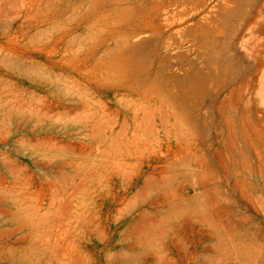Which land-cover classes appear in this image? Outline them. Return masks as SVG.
<instances>
[{
    "label": "rangeland",
    "instance_id": "374dc122",
    "mask_svg": "<svg viewBox=\"0 0 264 264\" xmlns=\"http://www.w3.org/2000/svg\"><path fill=\"white\" fill-rule=\"evenodd\" d=\"M0 264H264V0H0Z\"/></svg>",
    "mask_w": 264,
    "mask_h": 264
},
{
    "label": "bare ground",
    "instance_id": "6f19581e",
    "mask_svg": "<svg viewBox=\"0 0 264 264\" xmlns=\"http://www.w3.org/2000/svg\"><path fill=\"white\" fill-rule=\"evenodd\" d=\"M68 113H69V112H68ZM72 120H73V119H72ZM75 120H76V119H75ZM77 120H78V119H77ZM77 120H76L75 122H77ZM132 121H133V119H132ZM136 122H137V121H136ZM152 122H153V121H152ZM152 124H153V123H152ZM136 125H137V124H136ZM136 125H135L134 127H136ZM138 125H139V124H138ZM88 126H89V125H88ZM100 126H101V125H100ZM139 127H140V126H139ZM179 128H180V127H179ZM138 130H139V128H138ZM180 132H181V131H180ZM180 134H181V133H180ZM137 135H138V134H137ZM183 135H184V134H183ZM152 136H153V135H152ZM152 136H151V138H152ZM177 136H178V134H177ZM132 137H133V136H131V139H132ZM134 138H135V137H134ZM178 138H179V137H178ZM180 138H181V137H180ZM135 139H136V138H135ZM147 139H148V138H147ZM182 139H183V138H182ZM185 139H186V138H185ZM142 140H143V139H142ZM148 140H149V139H148ZM179 140H180V139H179ZM137 141H138V139H137ZM144 141H145V140H144ZM146 141H147V140H146ZM149 141H151V139H150ZM111 142H112V141H110L109 143L112 144L113 142H112V143H111ZM142 142H143V141H142ZM142 142H141V143H142ZM107 143H108V142H107ZM132 143H133V142H132ZM134 143H135V141H134ZM148 143H149V142H148ZM154 143H155V142H154ZM188 143H189V142H188ZM105 144H106V143H105ZM142 144H143V143H142ZM178 144H179V143H178ZM129 145H130V144H129ZM131 145H132V144H131ZM134 145H135V144H134ZM194 145H195V144H194ZM108 146H110V145H108ZM143 146H144V145H143ZM148 146H149V145H148ZM180 146H181V145H180ZM132 147H133V146H132ZM134 147H135V146H134ZM134 147H133V148H134ZM145 147H146V146H145ZM196 147H197V146H195V148H196ZM149 148H150V147H149ZM180 148H181V147H180ZM135 149H136V147H135ZM151 149H152V148H151ZM149 150H150V149H149ZM152 150H153V149H152ZM176 150H177V149H176ZM176 150H175V151H176ZM184 150H185V149H184ZM127 151H128V150H127ZM132 151H133V150H132ZM137 151H138V149H137ZM142 151H143V150H142ZM140 153H141V151H140ZM186 153H187V152H186ZM186 153H184V154H186ZM191 153H192V152H191ZM138 154H139V152H138ZM138 154H137V155H138ZM145 154H146V153H145ZM143 155H144V154H143ZM175 155H176V154H174L173 157H174ZM186 155H187V154H186ZM194 155H195V154H194ZM138 156H139V155H138ZM144 156H145V155H144ZM180 157H181V156H180ZM195 157H197V156H195ZM136 158H137V157H136ZM138 158H139V157H138ZM142 158H143V157H142ZM197 158H198V157H197ZM139 159H140V158H139ZM187 159H188V158H187ZM193 159H196V158H193ZM198 159H199V158H198ZM177 160H178V159H177ZM177 160H176V161H177ZM74 161H75V160H74ZM176 161H175V162H176ZM184 161H185V160H184ZM203 161H204V160H203ZM72 163H73V162H72ZM76 163H77V162H76ZM176 164H177V163H176ZM181 164H182V161H181ZM183 164H184V163H183ZM187 164H188V163H187ZM65 165H66V164H65ZM121 165H122V164H121ZM190 165H191V164H190ZM128 166H129V165H128ZM131 166H132V165H131ZM133 166H134V165H133ZM133 166H132V167H133ZM160 167H161V166H160ZM176 167H177V166H176ZM178 167H179V166H178ZM184 167H185V166H184ZM188 167H189V166H188ZM75 168H76V167H75ZM120 168H121V167H120ZM156 168H157V167H156ZM162 168H163V167H162ZM170 168H171V167H170ZM174 168H175V165H174ZM122 169H124V168H122ZM154 169H155V168H154ZM167 169H169V168H167ZM175 169H176V168H175ZM177 169H178V168H177ZM124 170H126V169H124ZM172 170H173V169H172ZM111 171H113V170H111ZM111 171H110V172H111ZM117 171H118V170H117ZM128 171H129V170H128ZM166 171H167V170H166ZM176 171H178V170H176ZM191 171H192V170L190 169L189 174L191 173ZM194 171H195V170H194ZM196 171H197V170H196ZM122 172H123V171H122ZM154 172H155V171H154ZM160 172H161V171H160ZM123 173H124V172H123ZM125 173H126V172H125ZM125 173H124V175H125ZM155 173H156V172H155ZM121 174H122V173H121ZM162 174H163V173H162ZM166 174H167V173H166ZM177 174L179 175L178 172H177ZM195 174H196V173H195ZM126 175H128V178H130V176H129L128 173H127ZM154 175H155V174H154ZM157 176H158V175H157ZM180 176H181V175H180ZM180 176H179V177H180ZM187 176H188V175H187ZM198 176H200V175H198ZM67 177H68V176H67ZM122 177H123V176H122ZM122 177H121V178H122ZM151 177H152V176H151ZM176 177H177V176H176ZM182 177H183V176H182ZM91 178H92V177H91ZM123 178H124V177H123ZM146 178H147V177H146ZM146 178H145V180H146ZM180 178H181V177H180ZM190 178H193V177H190ZM200 178H201V177H200ZM200 178H199V180H201ZM81 179H84V178H81ZM94 179H96V178H94ZM125 179H126V177H125ZM148 179H149V178H148ZM152 179H153V178H152ZM152 179H151V180H152ZM169 179H171V178H169ZM177 179H178V178H177ZM84 180H85V179H84ZM86 180H88V178H87ZM86 180H85V181H86ZM107 180H108V179H107ZM122 180H123V179H122ZM129 180H130V179H129ZM162 180H163V179H162ZM171 180H172V179H171ZM173 180H174V179H173ZM181 180H182V179H181ZM190 180H191V179H190ZM97 181H98V179H97ZM126 181H127V180H125V182H126ZM147 181H148V180H147ZM154 181H155V180H154ZM165 181L167 182L168 180H164V182H163V181H161V182L166 183ZM174 181H175V180H174ZM89 182H90V181H89ZM123 182H124V180H123ZM184 182H185V181H184ZM184 182H183V183H184ZM188 182H190V181H188ZM204 182H205V181H204ZM204 182H203V183H204ZM79 183H81V182L79 181ZM91 183H92V181H91ZM98 183H99V182H98ZM127 183H128V182H127ZM149 183H150V182H149ZM173 183H174V182H173ZM176 183H179V181L176 182ZM198 183H199V182H198ZM67 184H68V183H67ZM82 184H83V186H84V182H83ZM104 184H105V183H104ZM143 184H145V183H143ZM166 184H167V183H166ZM174 184H175V183H174ZM180 184H182V182H181ZM71 185H72V184H71ZM73 185H74V184H73ZM73 185H72V186H73ZM77 185H79V184H77ZM89 185H90V184H89ZM146 185H147V184H146ZM146 185H145V186H146ZM190 185H191V184H190ZM81 186H82V185H81ZM85 186H86V185H85ZM90 186H91V185H90ZM152 186H153V185H152ZM154 186H155V184H154ZM154 186H153V188L155 189L156 187H154ZM192 186H194V185H192ZM66 187H68V186H66ZM66 187H65V188H66ZM96 187H97V186H96ZM142 187H143V186H142ZM74 188H75V187H74ZM77 188H78V187H77ZM85 188H86V187H85ZM87 188H88V187H87ZM144 188H145V187H144ZM162 188H163V187H162ZM180 188H181V187H180ZM183 188H184V187H183ZM193 188H194V187H193ZM203 188H204V187H203ZM81 189H84V188H81ZM81 189H80V190H81ZM139 189H140V188H139ZM139 189H138V190H139ZM148 189H149V187H148ZM159 189H160V188H159ZM86 190H87V189H86ZM92 190H93V188H92ZM149 190H150V189H149ZM152 190H153V189H152ZM161 190H162V189H161ZM161 190H160V191H161ZM181 190H183V189L181 188ZM205 190H206V187H205ZM205 190H204V193H206ZM62 191H63V190H62ZM74 191H75V190H74ZM76 191H78V190H76ZM145 191H146V190H144V193H145ZM147 191H148V190H147ZM153 191H154V190H153ZM155 191H156V190H155ZM212 191H213V190H212ZM212 191H211V192H212ZM150 192H151V191H150ZM150 192H149V193H150ZM166 192H167V191H166ZM181 192H182V191H181ZM68 193H69V192H68ZM71 193H72V192H71ZM79 193H80V191H79ZM85 193L88 194L87 192H84V195H85ZM137 193H138V191H137ZM142 193H143V192H142ZM152 193H153V192H152ZM152 193H151V194H152ZM154 193H155V192H154ZM160 193H161V192H160ZM162 193H163V192H162ZM64 194H65V193H64ZM66 194H67V192H66ZM195 194H196V193H195ZM74 195H75V194H74ZM145 195H146V194H145ZM62 196H64V195L62 194ZM69 196H70V195H69ZM75 196H76V195H75ZM82 196H83V195H82ZM153 196H154V195H153ZM153 196H152V197H153ZM165 196H166V195H165ZM172 196H173V193H172ZM192 196H193V195H192ZM67 197H68V196H67ZM70 197H71V196H70ZM84 197H85V196H84ZM84 197H83V198H84ZM86 197H87V196H86ZM132 197H133V196H132ZM135 197H136V195H135ZM135 197H134V199H135ZM141 197H142V196H141ZM170 197H171V196H170ZM179 197H180V196H179ZM190 197H191V196H190ZM196 197H197V195H196ZM196 197H195V198H196ZM62 198H64V197H62ZM71 198H72V197H71ZM73 198L75 199V198H78V197H74V196H73ZM83 198H81V199H83ZM142 198H143V197H142ZM171 198L173 199L174 196L171 197ZM175 198H176V197H175ZM182 198H183V197H182ZM198 198H199V196H198ZM207 198H208V197H207ZM213 198H214V197H212V199H213ZM64 199H66V198H64ZM81 199H80V200H81ZM139 199H140V198H139ZM148 199H149V198H148ZM160 199H161V198H160ZM172 199H171V200H172ZM179 199H180V198H179ZM191 199H193V198H191ZM200 199H202V197H200ZM69 200H71V199H69ZM76 200H78V199H76ZM131 200H133V199L131 198ZM143 200H144V199H143ZM153 200H154V199H153ZM165 200H166V199H165ZM184 200H185V199H184ZM208 200H209V199H208ZM64 201H65V200H64ZM129 201H130V200H129ZM137 201H138V200H137ZM141 201H142V199H141ZM154 201H155V200H154ZM166 201H167V200H166ZM66 202H67V201H66ZM69 202H70V201H69ZM71 202H73V200H72ZM131 202H132V201H131ZM138 202H139V201H138ZM144 202H145V201H144ZM152 202H153V201H152ZM181 202H182V201H181ZM73 203H75V202H73ZM80 203L82 204V201H81ZM182 203H183V202H182ZM192 203H193V202H192ZM213 203H214V200H213ZM69 204H70V203H69ZM164 204H166V202H165ZM164 204H163V205H164ZM184 204H185V203H183V205H184ZM66 205H67V204H66ZM138 205H139V204H138ZM161 205H162V204H161ZM172 205H173V204H172ZM174 205H175V204H174ZM176 205H177V204H176ZM186 205H187V204H186ZM210 205H211V207H212V204L210 203V204L208 205L209 208H211ZM63 206H64V205H63ZM70 206H71V205H70ZM76 206H77V204H76ZM80 206H81V205H80ZM156 206H157V205H156ZM166 206H167V205H166ZM135 207H136V206H135ZM63 208H64V207H63ZM66 208H68V207L66 206ZM71 208H73V207H71ZM130 208H131V206H130ZM155 208H156V207H155ZM178 208H179V207H178ZM68 209H69V208H68ZM68 209H67V210H68ZM158 209H159V208H158ZM181 209H182V208H181ZM156 210H157V209H156ZM160 210H161V209H160ZM169 210H170V209H169ZM200 210H201V209H200ZM210 210H211V209H210ZM70 211H71V209H70ZM70 211H69V212H70ZM162 211H163V210H162ZM179 211H180V210H179ZM184 211H185V209H184ZM202 211H203V210H202ZM191 212H192V210L190 211V213H191ZM71 213H72V212H71ZM76 213H77V212H76ZM143 213H144V211H143ZM149 213L151 214L152 211L149 212ZM207 213H208V212H207ZM211 213H212V212H211ZM147 214H148V213H147ZM154 214H155V212H154ZM154 214H153V216H154ZM161 214H162V213H161ZM161 214H160V216H161ZM180 214H181V213H180ZM188 214H189V212H188ZM71 215H72V214H71ZM139 215H140V214H139ZM141 215H144V214H141ZM141 215H140V216H141ZM202 215H203V214H202ZM213 215H214V214H213ZM217 215H218V214H217ZM30 216H31V215H30ZM30 216H28V217H30ZM34 216H35V215H34ZM34 216H33V217H34ZM36 216H37V215H36ZM39 216H40V215H39ZM78 216H79V215H78ZM158 216H159V215H158ZM192 216H193V215H192ZM218 216H219V215H218ZM218 216H216V217H218ZM26 217H27V216H26ZM26 217H25V218H26ZM33 217H32V219H35V218H33ZM68 217H69V216H68ZM138 217H139V216H138ZM138 217H137V220H138ZM188 217H189V216H188ZM74 218H75V217H74ZM156 218H157V217H156ZM163 218H165V216H164ZM173 218H174V216H173ZM219 218H220V216L218 217V219H219ZM27 219H29V218H27ZM41 219H42V218H41ZM68 219H69V218H68ZM71 219H73V218H71ZM152 219H153V218H152ZM152 219H151V220H152ZM181 219H182V218H181ZM181 219H180V220H181ZM216 219H217V218H216ZM25 220H26V219H25ZM25 220H24V221H25ZM134 220H135V219H134ZM157 220H158V219H157ZM163 220H164V219H163ZM163 220H160V223H161V224L163 223V222H161V221H163ZM211 220H212V219H211ZM28 221L31 222L30 220H28ZM39 221H40V220H39ZM41 221H43V220H41ZM153 221H154V220H153ZM191 221H192V219H191ZM35 222H36V221H35ZM44 222H45V221H44ZM87 222H88V221H87ZM138 222H139V221H138ZM180 222H181V221H180ZM219 222H220V220H219ZM39 223H40V222H39ZM64 223H65V222H64ZM146 223H148V220H147ZM177 223H178V222H177ZM35 224H36V223H35ZM43 224H44V223H43ZM67 224H68V223H67ZM75 224H76V222H75ZM154 224H156V223H154ZM154 224H153V226H154ZM168 224H170V222H169ZM171 224H172V223H171ZM194 224H195V223H194ZM208 224H209V222L207 223V226H208ZM25 225H26V223H25ZM41 225H42V224H41ZM41 225H40V226H41ZM175 225H176V221H175ZM182 225H183V224H182ZM219 225H221V224H219ZM26 226H27V225H26ZM35 226H36V225H35ZM74 226H75V225H74ZM196 226H197V225H196ZM204 226H206V225H204ZM204 226H203V228H204ZM209 226H210V225H209ZM215 226H216V225H215ZM63 227H64V226H63ZM63 227H62V228H63ZM75 227H76V226H75ZM173 227H175V226L173 225ZM222 227H223V226H222ZM31 228H32V227H31ZM137 228H138V227H137ZM151 228H152V227H151ZM203 228H202V230H203ZM208 228H209V227H208ZM71 229H72V228H71ZM71 229H70V230H71ZM79 229H80V228H79ZM174 229H175V228H174ZM176 229H177V228H176ZM30 230H31V229H30ZM32 230H33V229H32ZM65 230H66V229H65ZM152 230H153V228H152ZM204 230H205V229H204ZM206 230H207V229H206ZM210 230H211V229H210ZM222 230H223V228H222ZM33 231H34V230H33ZM33 231H32V232H33ZM66 231L68 232V230H66ZM140 231H141V230H140ZM145 231H146V230H145ZM159 231H160V230H159ZM166 231H167V230H166ZM73 232H74V231H73ZM148 232H149V231H148ZM148 232H147V233H148ZM163 232H164V231H163ZM63 233H64V232H62V234H63ZM76 233H77V232H76ZM141 233H142V232H141ZM147 233H146V234H147ZM159 233H160V232H159ZM168 233H169V232H168ZM171 233H172V232H171ZM30 234H31V233H30ZM144 234H145V233H144ZM146 234H145V235H146ZM157 234H158V233H157ZM172 234H173V233H172ZM31 235H32V234H31ZM31 235H30V236H31ZM155 235H156V234H155ZM155 235H154V236H155ZM170 235H171V234H169L168 236H170ZM24 236H25V235H24ZM141 236H142V235H141ZM152 236H153V235H152ZM168 236H167V239H168ZM142 237H143V236H142ZM155 237H156V236H155ZM158 237H162V236H158ZM158 237H157V238H158ZM163 237H166V236H163ZM75 238H76V237H75ZM169 238H170V237H169ZM211 238H212V237H211ZM137 239H139V238H137ZM147 239H148V238H147ZM158 239H159V238H158ZM160 239H161V238H160ZM174 239H175V237H174ZM153 240H154V239H153ZM212 240H213V239H212ZM156 241H157V240H156ZM156 241L154 240V243H155ZM209 241H211V240H209ZM148 242H149V241L147 240V243H148ZM167 242H168V241H167ZM149 243H150V242H149ZM156 243H157V242H156ZM216 243H218V242H216ZM220 243H221V242H220ZM142 244H143V243H142ZM229 244H231V243H229ZM145 245H146V244H145ZM218 245H219V244H218ZM224 246H225V245H224ZM142 247H143V246H142ZM214 247H215V246H214ZM223 248H225V247H223ZM225 249H226V248H225ZM233 249H234V248H233ZM215 250H217V249H215ZM238 250H239V249H238ZM236 251H237V250H236ZM239 251H240V250H239ZM202 253H203V251H202ZM232 254H234V251H232ZM236 254H237V253H236ZM239 254H240V253H239ZM237 255H238V254H237ZM157 256H158V255H157ZM226 257H227V256H226ZM238 257H239V256H238ZM238 257H237V258H238ZM213 258H214V257H213ZM237 258H236V260H237ZM218 259H219V258H218Z\"/></svg>",
    "mask_w": 264,
    "mask_h": 264
}]
</instances>
